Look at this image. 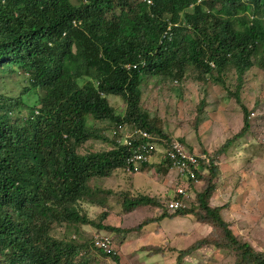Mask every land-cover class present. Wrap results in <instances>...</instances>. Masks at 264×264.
<instances>
[{"label":"trees","instance_id":"trees-1","mask_svg":"<svg viewBox=\"0 0 264 264\" xmlns=\"http://www.w3.org/2000/svg\"><path fill=\"white\" fill-rule=\"evenodd\" d=\"M152 1L150 6L146 0H119L114 19L111 7L83 1L0 0V251L13 238L5 222L30 233L29 264H89L93 259L122 264L115 250L105 252L96 245L98 239L83 237L82 228L125 238L150 224L158 230L165 220L192 216L211 228L206 237L184 250L148 246L153 247L148 254L174 251L176 264H184L199 250L213 247L234 254L235 264H264V252L235 235L223 218L225 207L212 205L222 157L246 135L254 136L252 120L262 106L257 100L250 109L241 92L257 61L264 74V0ZM15 77L26 79L19 91ZM156 77L170 84L193 79L206 89L210 82L225 87L234 80L230 94L243 115V127L218 149L191 152L203 169L198 182L176 176L175 183L203 187L191 206L189 192V198L177 196L185 205L177 211L168 209L169 198L138 193L134 186L114 191L93 183L96 179L103 184L124 170L131 176L153 169L170 176V162L163 156L173 136L166 120L144 107L142 86ZM110 97L125 103L124 112ZM207 107L203 99L198 114H206ZM119 124L155 137L153 153L159 162L147 160L140 170L129 164L137 145L118 142L121 132L113 133ZM93 141L111 144L110 149L93 151L88 146ZM82 148L86 152L81 154ZM114 201L122 215L141 207L152 208L153 215L132 229L114 227L107 223ZM90 210L101 212L92 218ZM63 227L74 239L51 236ZM7 261L12 264L14 259Z\"/></svg>","mask_w":264,"mask_h":264},{"label":"rangeland","instance_id":"rangeland-1","mask_svg":"<svg viewBox=\"0 0 264 264\" xmlns=\"http://www.w3.org/2000/svg\"><path fill=\"white\" fill-rule=\"evenodd\" d=\"M188 12L191 13L192 8H189ZM257 62L256 66L247 72L248 82L241 92L242 99L250 109L254 108L257 100L262 103V106L256 109L255 118L252 120L254 136L246 135L228 151L227 157H222L221 172H225L226 176L232 174L233 179H227L228 185L223 186L222 192H219L218 188L212 205H215L218 200L227 204L228 209L225 214L227 218H231L232 225L240 221V231L243 233L240 235L255 246L257 251L264 252V150L259 147L260 143L264 144V74ZM17 78L15 77L17 81L15 89L19 91L26 85V79L22 77L18 81ZM228 82L225 87L210 82L206 89L193 79H187L179 84H170V82L163 83L158 77L149 78L142 86L144 107L165 119L167 131L174 139H184L185 146L190 152L200 154L202 149L213 152L243 127V115L235 104L233 94H230L235 91L234 80ZM203 99L207 101L209 107L206 108V114L199 115L198 108ZM110 102L119 112H124L125 103L121 99L110 97ZM204 115L208 117L203 119ZM200 117L201 121L198 124ZM103 126L107 127L106 135L111 138V132H108L110 126L107 123ZM110 145L100 141L88 144L93 151H106L110 149ZM84 149L87 148L84 147ZM84 149H80L79 152L85 153ZM159 160V157H154V162ZM175 177L176 175L171 173L169 177L163 178L154 169L146 173H136L133 176L124 170L116 172L103 184L96 179L93 183L109 187L114 191H126L125 189L134 186L136 192L139 190L138 193L168 199L171 190L168 188L172 186L175 190L177 187ZM202 187L185 188L192 196L189 199L192 201L188 205L195 204L196 193ZM220 194L223 196H219ZM111 205L113 208L107 223L114 227L132 229L141 224L145 218L153 215V210L149 207H141L132 214L122 215V208L118 202L114 201ZM100 212L101 210H90V216L96 218ZM179 229H184L183 233H176ZM210 229L204 224H198L194 217L189 216L165 220L158 232H156V224H150L141 230H133L125 238L115 233H102L113 238L112 248L119 254L123 264H138V261H143L144 264H176L178 257L176 252L166 251L162 255L152 256L148 253L149 248L153 247L148 246L164 247L165 250L168 248L184 250L206 237ZM186 231L188 232L184 233ZM98 233L96 229L85 226L81 234L86 239H91ZM51 234L58 240L74 239V234H70L66 227L53 231ZM146 247L148 249H145ZM186 261L188 264H235V256L228 251L204 248ZM89 264H115V262L111 259L102 261L93 259L89 261Z\"/></svg>","mask_w":264,"mask_h":264},{"label":"built area","instance_id":"built-area-1","mask_svg":"<svg viewBox=\"0 0 264 264\" xmlns=\"http://www.w3.org/2000/svg\"><path fill=\"white\" fill-rule=\"evenodd\" d=\"M128 69H130V66H128ZM129 128L130 127L119 124L113 134H116L115 131L123 132L124 135L121 138L120 136H117L118 139L120 138L119 143L128 144L130 146L137 145L135 150L132 149V154L128 157V162L129 164L134 165L136 170H139L140 165L143 162H146L153 157L154 145L151 141L153 138L147 132L136 131ZM135 135L138 138L133 142L132 140H134L133 138H135ZM138 141H140L141 144L138 145ZM163 158L170 162V173H173L178 177L189 176L191 180L196 183L198 182L197 174L202 173L203 171L202 167L199 165L198 157L189 152L185 145L178 139H172L170 148L166 151ZM202 159L205 160L206 157L202 156ZM187 187L188 186L184 188H175L172 195L168 197L169 201L167 202V205L169 210L177 211L180 208L185 207L182 200H177V196L189 198L187 190L185 189ZM95 238L98 239L96 245L102 247L105 252L113 250V239L111 237L101 234L95 235Z\"/></svg>","mask_w":264,"mask_h":264},{"label":"clouds","instance_id":"clouds-1","mask_svg":"<svg viewBox=\"0 0 264 264\" xmlns=\"http://www.w3.org/2000/svg\"><path fill=\"white\" fill-rule=\"evenodd\" d=\"M70 1L74 5H78L79 2L83 1V3H88V4H91V5H106V6H109L112 9V14H113V18L114 19L116 18L117 14H118V12L120 10L119 0H81V1L80 0H75V2L73 0H70ZM146 2L150 6H152L153 3H154L152 0H146ZM200 2L201 1H199L198 4H200ZM168 29L170 30V28H168ZM36 113L38 114V112H36ZM122 125H125V124H122ZM125 126L126 127H130L129 129L135 130V127L134 126H128V125H125ZM115 127H117V125ZM120 135H121L120 136V138H121L124 135V133L121 132ZM120 138L118 139V142H119ZM152 138H153V140H151V141L156 140L155 137H152ZM172 139H174V138H172ZM120 144L121 145H126V144H123V143H120ZM154 157H157V155L155 153H153V157L151 159H149V160H154ZM141 165H140V167H141ZM3 227H4V229H9L11 231V235L10 236H12L13 238H8V240H9L8 246L6 248H4L3 250L0 251V264H11V261H7L9 258H13L14 259V261H13L12 264H29V258H28V254L26 252V246H27V242H28V238H29V234L30 233L27 232L25 234V232L27 231L26 229H24L21 226L14 225V224H9V223H5L4 222L3 223ZM51 236L53 238H55L52 234H51ZM113 250H115V249H113ZM11 254H14L15 257H11ZM45 262L46 261H44V263ZM121 263H122V261H121Z\"/></svg>","mask_w":264,"mask_h":264},{"label":"crops","instance_id":"crops-1","mask_svg":"<svg viewBox=\"0 0 264 264\" xmlns=\"http://www.w3.org/2000/svg\"><path fill=\"white\" fill-rule=\"evenodd\" d=\"M190 151V150H189ZM224 173L225 172H221V177H220V181H221V183H219V185H218V188H219V192L221 191L222 192V188H223V186L224 185H228V182H227V179H233V177H232V174H230V175H224ZM163 178H165V177H163ZM167 183L169 184V181H167ZM165 185V184H164ZM169 189H172V186L170 187V188H168V190ZM217 192V191H216ZM217 195V194H216ZM219 196H223V195H219ZM157 197H160V196H157ZM243 197H245V196H243ZM215 197H213V199H214ZM258 200V199H257ZM259 202H260V200H258ZM212 204H214L213 203V200H212ZM213 206H216V207H225L223 210H222V216H223V218L227 221V222H229L230 224H231V228H232V230L234 231V233H235V235H240V234H243V233H241V231H240V224H241V222L240 221H238L237 222V224H233L232 225V221H230V219L231 218H227L226 217V214H225V212L227 211L226 209H228V205L227 204H224V203H221V200H218V202L215 204V205H213ZM177 219V218H176ZM175 220V219H174ZM163 223H164V221H163ZM198 223V222H197ZM199 224V223H198ZM184 229H179V230H177L176 231V233H183L182 231H183ZM158 231H160L159 229L158 230H156V232H158ZM188 231H186V232H184V233H187ZM245 239V238H244ZM211 248H213V247H211ZM211 248H208V249H211ZM204 249V248H203ZM200 251V250H199ZM216 251H220V250H217L216 249ZM196 254V253H195ZM194 256V255H193ZM188 261H185V263L184 264H188L187 263ZM138 264H144L143 263V261H138Z\"/></svg>","mask_w":264,"mask_h":264}]
</instances>
